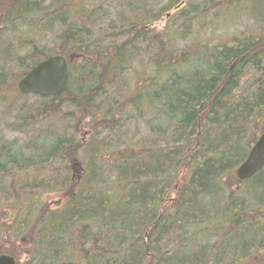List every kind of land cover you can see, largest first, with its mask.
Returning <instances> with one entry per match:
<instances>
[{
    "label": "trees",
    "instance_id": "obj_1",
    "mask_svg": "<svg viewBox=\"0 0 264 264\" xmlns=\"http://www.w3.org/2000/svg\"><path fill=\"white\" fill-rule=\"evenodd\" d=\"M166 1L0 0V253L16 264H264V166L235 176L264 132V0ZM230 8L246 30L211 42ZM55 54L64 91L20 95Z\"/></svg>",
    "mask_w": 264,
    "mask_h": 264
},
{
    "label": "water",
    "instance_id": "obj_2",
    "mask_svg": "<svg viewBox=\"0 0 264 264\" xmlns=\"http://www.w3.org/2000/svg\"><path fill=\"white\" fill-rule=\"evenodd\" d=\"M67 74V59L60 54L51 55L28 70L17 81L16 89L20 95L56 96L64 91ZM247 153L246 159L235 169L238 180H247L264 166V132L258 134ZM0 264H16V260L7 253H0Z\"/></svg>",
    "mask_w": 264,
    "mask_h": 264
},
{
    "label": "rangeland",
    "instance_id": "obj_3",
    "mask_svg": "<svg viewBox=\"0 0 264 264\" xmlns=\"http://www.w3.org/2000/svg\"><path fill=\"white\" fill-rule=\"evenodd\" d=\"M167 3L166 0H161V7L164 6L165 4ZM175 10V8H171L170 10L168 11H164L163 10V15L161 17V20L156 22V25L158 27H162L163 24L165 23V20H166V17H167V13L169 12H173ZM216 15L217 18H213V21L211 22V25H210V28H208L207 30L210 31L212 29V33H213V40L211 42L215 43V41L220 37V35H224L225 37H227L228 34L230 33H237L236 31L238 29H234L233 28V25L234 24H238V28L242 29V30H246L245 28V24H247L248 21H245V20H242L243 17H244V14L240 15L238 14L236 11L234 10H231V8L226 11L224 14H222V12H218V11H215L214 12ZM241 20V21H240ZM249 23V22H248ZM200 35H203V32H200L199 33ZM202 50H200V52H202ZM198 50H196V48L193 50V56L194 57H198L200 56V53ZM28 100H32V96H28L27 98ZM80 166L77 165V166H73L72 168V173H74L75 171H79L80 172ZM233 188H235V186H233ZM49 199L53 202H55L58 198H56V196L54 195H46L44 196V199ZM20 258H24L23 255H19Z\"/></svg>",
    "mask_w": 264,
    "mask_h": 264
}]
</instances>
